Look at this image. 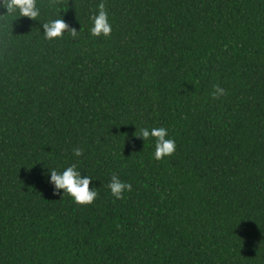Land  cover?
I'll use <instances>...</instances> for the list:
<instances>
[{
    "label": "trees",
    "instance_id": "trees-1",
    "mask_svg": "<svg viewBox=\"0 0 264 264\" xmlns=\"http://www.w3.org/2000/svg\"><path fill=\"white\" fill-rule=\"evenodd\" d=\"M101 2L109 38L90 36ZM38 7L33 21L0 5V264H264V0ZM61 16L77 37L46 40ZM152 127L174 155L134 136ZM72 164L92 205L45 178Z\"/></svg>",
    "mask_w": 264,
    "mask_h": 264
},
{
    "label": "clouds",
    "instance_id": "clouds-1",
    "mask_svg": "<svg viewBox=\"0 0 264 264\" xmlns=\"http://www.w3.org/2000/svg\"><path fill=\"white\" fill-rule=\"evenodd\" d=\"M0 5L6 9L5 15L18 11L21 18L33 21H37L41 15L38 0H0ZM90 20L91 37L109 38L111 36L113 27L104 2L99 4L98 11L90 16ZM42 26L44 38L48 41L62 39L66 32L70 33L73 38L77 37L79 33L75 28H71L62 16L42 23ZM225 94V89L216 85L212 96L214 99H219ZM134 136L146 143L150 140L154 141V158L157 161L171 157L176 151L175 139L169 138V130L165 127L143 128L139 130V134L136 132ZM73 154L76 157H82L84 152L81 148H75ZM47 169L45 178L53 187L54 195L62 198L69 196L78 205H92L98 198L99 193L94 183L95 180L91 176L82 174L76 164L63 168V170L48 167ZM108 188L112 196L119 200L124 198L126 192L132 191V184L122 181L118 175L113 174Z\"/></svg>",
    "mask_w": 264,
    "mask_h": 264
}]
</instances>
